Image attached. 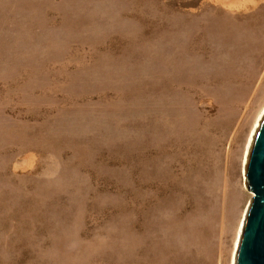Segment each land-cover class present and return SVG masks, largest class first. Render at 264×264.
<instances>
[{"label":"rangeland","instance_id":"374dc122","mask_svg":"<svg viewBox=\"0 0 264 264\" xmlns=\"http://www.w3.org/2000/svg\"><path fill=\"white\" fill-rule=\"evenodd\" d=\"M243 1L0 0V264H231L264 108Z\"/></svg>","mask_w":264,"mask_h":264},{"label":"water","instance_id":"95a60500","mask_svg":"<svg viewBox=\"0 0 264 264\" xmlns=\"http://www.w3.org/2000/svg\"><path fill=\"white\" fill-rule=\"evenodd\" d=\"M251 192L235 264H264V114L253 137L245 168Z\"/></svg>","mask_w":264,"mask_h":264},{"label":"bare ground","instance_id":"6f19581e","mask_svg":"<svg viewBox=\"0 0 264 264\" xmlns=\"http://www.w3.org/2000/svg\"><path fill=\"white\" fill-rule=\"evenodd\" d=\"M231 3H235V4H238L239 1H241V3L243 4V0H230ZM227 2V1H226ZM246 3V2H244ZM229 4V3H228ZM227 4V5H228ZM230 5V4H229ZM228 5V6H229ZM264 114V108L262 109L260 115L258 116V118L256 119L255 121V125L254 127L252 128V133L250 135V140L248 141L247 143V147H246V151L247 153H245V157H244V162L247 161V157H248V153H249V149H250V146H251V143H252V140H253V137L255 135V130L256 128L259 126L260 124V120L262 118ZM247 155V156H246ZM246 164V162H245ZM247 206H248V203L246 204V207L244 208V211H243V214H242V217H241V220H240V223H239V227H238V231H237V234H236V239H235V242H234V248H233V252H232V260H231V264H235V255H236V251H237V248H238V244H239V238H240V234L242 232V227H243V220H244V217H245V214H246V211H247Z\"/></svg>","mask_w":264,"mask_h":264}]
</instances>
